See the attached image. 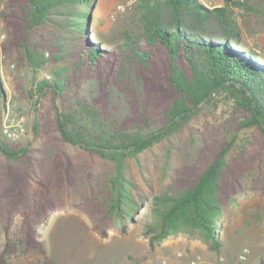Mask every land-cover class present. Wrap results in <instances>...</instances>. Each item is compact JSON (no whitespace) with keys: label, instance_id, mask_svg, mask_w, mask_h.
Instances as JSON below:
<instances>
[{"label":"trees","instance_id":"obj_1","mask_svg":"<svg viewBox=\"0 0 264 264\" xmlns=\"http://www.w3.org/2000/svg\"><path fill=\"white\" fill-rule=\"evenodd\" d=\"M95 1L0 0L9 28L3 53L29 68L36 96L50 102L49 110L34 108L39 147L0 133V264L42 250L40 214L68 205L70 194L82 193L83 179L89 194L71 205L100 236L139 223L150 249L182 233L218 252L220 217L242 185L230 165L234 148H246L249 131L264 141V54L246 42L234 12L241 7L264 17V4L137 0V28L103 46L102 33L90 24ZM42 71L50 77L36 79ZM85 83L94 84L95 95L83 92ZM2 92L0 80L1 100ZM116 100L127 113L115 114ZM218 100L235 115L222 139L200 136L190 122ZM182 137L181 164L189 170L177 169L156 191L144 190L131 163L142 169V153L164 144L160 166L168 173ZM67 144L98 156L100 171L77 166ZM254 180L264 194V179ZM42 264L52 260L44 255Z\"/></svg>","mask_w":264,"mask_h":264},{"label":"rangeland","instance_id":"obj_2","mask_svg":"<svg viewBox=\"0 0 264 264\" xmlns=\"http://www.w3.org/2000/svg\"><path fill=\"white\" fill-rule=\"evenodd\" d=\"M122 1L124 0H97L91 7L90 24L92 28L102 33L103 37L100 39L104 41L101 42L103 46L120 42L125 29L137 28L135 11L137 0H133L125 12L114 14L116 4ZM249 2L255 6L264 4V0H249ZM234 12L238 23L246 30L245 33L243 32L246 42L264 54V17L243 10L241 7H235ZM8 32V24L0 18V80L3 90L2 100L0 99V119L6 111L23 115L26 119L27 133L21 141L23 143L31 141L34 147H39L41 140H34L32 133L36 114L34 108L49 110V98L36 96L31 86L32 75L29 68L26 65L18 67L12 57L3 53L2 42L6 40ZM92 36L97 37L95 34ZM48 75L50 77L48 71L38 72L36 79L49 78ZM83 92L95 95L94 84L85 83ZM36 99L38 101L34 104ZM230 106L229 103L221 100L213 103L197 119L190 122L194 127L193 131L206 138L222 139L229 127L228 120L235 115ZM125 113L127 109L117 102L115 114L121 116ZM232 135L228 134V136ZM246 137L248 138L244 142L246 148L243 150L234 148L230 161L234 177H239L242 185L240 191L227 203L220 217L219 235L222 246L218 252L210 249L200 239L182 233L171 235L150 249L147 239L141 233L142 226L139 223L129 225L125 233H121L119 227H111L105 237L100 236L92 229L87 215L78 207L71 205V201L80 200L81 194L83 196L89 194V188L85 186L83 179L80 183L82 193L76 195L79 190L77 188L76 192L65 199L68 205L53 212L43 211L40 214L41 223L38 230L44 242L42 250H29L27 254L10 256V263L42 264V258L46 255L52 260V264H193V262L264 264V194L257 189L256 181H253L256 178L264 179V141L251 131L246 133ZM178 142L183 149L175 151L177 155L174 153L173 158L171 157V169L168 173H162L160 166L164 144L154 146L142 153L141 161L144 164L142 169L131 163L134 176L144 190H150L152 186L156 191L172 179L177 169L178 172L182 170L183 174L189 170L183 168L181 164V156L185 153V138L182 137ZM65 147L77 166H90L94 170H98L99 167L100 171L103 162L98 156H91L70 144ZM242 171L248 172L251 178L240 177ZM19 223L20 216L16 215L12 229L16 231ZM3 242L4 234L1 231L0 250ZM243 246L249 248V253L244 261H240L237 255ZM196 255L199 256L198 259ZM220 257L222 260L219 259ZM162 260L165 263H162Z\"/></svg>","mask_w":264,"mask_h":264},{"label":"built area","instance_id":"obj_3","mask_svg":"<svg viewBox=\"0 0 264 264\" xmlns=\"http://www.w3.org/2000/svg\"><path fill=\"white\" fill-rule=\"evenodd\" d=\"M132 1L133 0H124L116 4L114 9V14L125 12L126 9L131 5ZM199 1L207 6H213L211 0H199ZM11 66H13V64H11ZM47 77H49V75ZM0 133L3 136H5L7 139H11V140L22 139L27 133L25 117L21 114L11 113L9 111H6L0 119ZM248 253H249V248L247 246H243L240 252L238 253L237 258L240 261H244L247 258ZM179 254L180 253H178V255ZM198 258L199 256L196 255V259ZM219 259L222 260L221 257ZM162 263H165V261L162 260ZM193 264H198V263L193 262Z\"/></svg>","mask_w":264,"mask_h":264},{"label":"crops","instance_id":"obj_4","mask_svg":"<svg viewBox=\"0 0 264 264\" xmlns=\"http://www.w3.org/2000/svg\"><path fill=\"white\" fill-rule=\"evenodd\" d=\"M211 2L213 4V6H220L225 2V0H211ZM240 26H241L243 32L245 33L246 30L244 29V27L241 24H240Z\"/></svg>","mask_w":264,"mask_h":264}]
</instances>
